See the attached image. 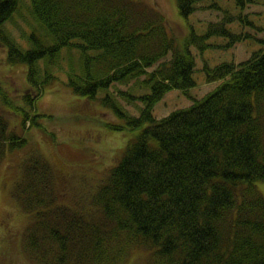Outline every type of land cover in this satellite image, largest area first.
<instances>
[{
  "label": "trees",
  "instance_id": "16d2710c",
  "mask_svg": "<svg viewBox=\"0 0 264 264\" xmlns=\"http://www.w3.org/2000/svg\"><path fill=\"white\" fill-rule=\"evenodd\" d=\"M198 1L175 0L178 14L187 18ZM140 2L30 0L38 29L22 49L4 28L18 0H0L4 61L26 65L28 82L21 95L0 82V165L8 153L21 154L28 146L3 111L15 115L23 130L38 125L36 101L57 80L53 69L62 71L63 48L81 52L76 62L69 58L65 71L70 92L99 99L125 120L105 123L109 129H139L102 174L86 212L59 199L67 174L34 148L20 155L8 173L12 180L18 176L10 196L27 215L21 248L33 264H125L140 251L148 264H264V195L256 185L264 183V37L244 61L205 65L206 80L219 81L216 87L156 118L154 106L166 93L176 89L188 96L195 86L190 44L212 34L231 36V45L242 39L231 33L236 17L222 9L221 22L211 23L205 36L192 33L180 47L163 16L146 18ZM138 81L150 91L141 96L139 114L130 116L109 88Z\"/></svg>",
  "mask_w": 264,
  "mask_h": 264
},
{
  "label": "rangeland",
  "instance_id": "374dc122",
  "mask_svg": "<svg viewBox=\"0 0 264 264\" xmlns=\"http://www.w3.org/2000/svg\"><path fill=\"white\" fill-rule=\"evenodd\" d=\"M140 1L139 6L146 18L163 16L168 33L176 37V43L180 47L192 33L198 37L205 36L211 23L218 24L226 16L223 10L236 17L234 21L237 23L230 27L231 33L241 34L242 39L231 45V36L212 34L190 44L188 48L195 59V86L189 89L188 96L176 89L166 93L154 106L153 114L156 118L188 106L192 99L201 98L216 87L219 81L206 80L203 69L205 65L212 68L221 62L237 64L244 61L260 48L259 39L264 37V0H252L251 3L244 0L243 5H236L235 0H199L197 10L187 18L178 14L175 0ZM211 4L216 7H209ZM233 4L237 9L232 8ZM29 7L31 9L30 0H18L17 11L4 23V28L7 27L16 37L14 42L22 49L31 46L29 36L35 32V28L38 29L33 13L31 16L34 22H30ZM201 44L207 46L200 50ZM70 49H62V60L60 62L59 59L58 63L64 69L59 68L61 72L53 69L57 80L48 84L45 92L36 101L33 113L40 115L35 119L38 125L23 130L17 125L18 119L15 115L3 111L11 124L16 125L14 130L28 139V146L21 154L8 153L0 165V264H33L29 259L31 256L22 250L20 243V236L27 224V215L10 196L12 185L18 176L12 180V175L8 173L14 165L20 164L19 158L30 152L29 148L36 149L46 157L59 174H67L65 180L68 182L60 183V192L57 193L59 199L75 204L79 211L86 212L91 209L89 198L99 185L102 174L105 176L107 170L120 159L126 145L139 133V129H109L105 123L125 125V120L102 105L99 99L86 100L70 92L65 84V71L69 58L76 62L81 55L79 48ZM4 53L5 48L0 46V82H3L7 90L9 88L14 92L12 95H21L28 87L27 67L24 64L9 65L4 61ZM169 58L170 54L162 60L167 61ZM155 67L156 65L147 71H152ZM75 70L80 73L77 63ZM142 78L144 75L140 80ZM119 90L127 92L130 98L120 97ZM109 91L116 97L115 101L122 111L130 116H137L144 105L141 96L149 93L150 88L148 84L138 81L128 84L114 83ZM103 94V91L100 92L98 97ZM256 185L264 195V183ZM125 264L148 263L144 252L140 251Z\"/></svg>",
  "mask_w": 264,
  "mask_h": 264
},
{
  "label": "bare ground",
  "instance_id": "6f19581e",
  "mask_svg": "<svg viewBox=\"0 0 264 264\" xmlns=\"http://www.w3.org/2000/svg\"><path fill=\"white\" fill-rule=\"evenodd\" d=\"M210 82H212V81H210Z\"/></svg>",
  "mask_w": 264,
  "mask_h": 264
}]
</instances>
